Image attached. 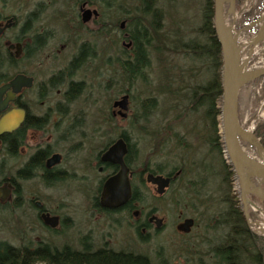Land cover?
<instances>
[{
  "label": "flooded vegetation",
  "instance_id": "obj_1",
  "mask_svg": "<svg viewBox=\"0 0 264 264\" xmlns=\"http://www.w3.org/2000/svg\"><path fill=\"white\" fill-rule=\"evenodd\" d=\"M99 1L101 8L95 6ZM150 9L139 0L130 21L145 20ZM129 10L113 0H0V120L4 121L0 130V187L7 189L0 206L16 207L22 217L30 216L42 229L61 233L65 238L74 231L71 214L77 197L86 201L87 208L97 216L133 215L131 225L139 237L142 232V236H149L151 230L163 225L162 218L152 209L139 214L135 207L144 191L137 193L134 180L146 182L145 175L150 171L147 163L136 170V149L123 131L116 130L117 118L126 117L129 93L123 116L113 102L125 92L112 95L107 113L90 116L89 131L85 130L88 115L81 106L91 96V89L105 91L115 83L114 78L121 71V54L132 56L129 28L124 24ZM107 38L113 46L104 49ZM119 42L124 45L123 50L119 49ZM108 71L111 74L103 81ZM14 75L24 76L17 90L11 86L2 88ZM106 133L111 135L104 137ZM118 138L126 146L122 161L127 168L130 197L115 207H105L100 204L102 185L119 167L101 157ZM89 139L92 141L87 146ZM177 173L175 170L174 174ZM152 174L169 177L160 195L166 190L179 191L183 185L172 172ZM61 187L64 193L56 197L52 190ZM151 187L154 189L155 185ZM133 192L141 196L138 201H131ZM52 199L55 204H51ZM152 215L161 219L158 227ZM181 216L186 218L185 213ZM32 222L23 221V234L35 228ZM104 234L86 228L79 231L75 245L70 238L59 244L37 238L21 241L18 246L33 249L63 244L73 248L107 245L110 240Z\"/></svg>",
  "mask_w": 264,
  "mask_h": 264
},
{
  "label": "rangeland",
  "instance_id": "obj_2",
  "mask_svg": "<svg viewBox=\"0 0 264 264\" xmlns=\"http://www.w3.org/2000/svg\"><path fill=\"white\" fill-rule=\"evenodd\" d=\"M95 1L98 2V0ZM103 1L112 2V0ZM113 1L119 3L120 6L126 10L130 9V14L129 16L126 14L127 21L124 23L126 28L127 23L133 17V8L139 6V0ZM203 4L204 0H155L154 7L156 8H154V10L157 9L155 10V22H159V34L164 35V38H161L162 41L165 42L164 47L169 48V42L177 40V38L185 40L195 35L193 31L200 24L199 21ZM95 6L98 8L102 7L100 1L99 4ZM234 11H236V16L232 25L233 32L239 37H244L247 41L251 42L256 40L254 42L255 46L261 49L263 44L262 41L258 40L260 28L258 22L252 23V21L260 14L264 13V0H235ZM120 12L123 14L121 9ZM135 13H137V11H135ZM144 18L145 22L143 25L150 21V14ZM241 30L245 31L240 33L242 35H238ZM107 36L110 37V34ZM196 37L198 36L196 35ZM126 43L127 40H124V44ZM103 44L104 49H107V45H109V48L110 45H112L108 38L104 39ZM118 46L119 49L121 46L124 47L121 42H119ZM98 48H101L100 42L98 43ZM180 57L181 54L166 49H162L159 53L151 51L149 66L143 71L146 75L144 80L136 76L132 79L133 81L130 84L122 82V71H120L114 78L115 83L112 84L109 89H105V91L91 89V96L88 95L86 97L87 100H84L85 103L83 102L81 105L85 110V114L88 115L85 130L89 131L90 129L88 125L90 124V116H92V114L107 113L112 95H116V93L121 94V91L126 90L130 96V109L128 108L126 110L125 118L119 117L115 123L118 125L116 130L119 132L123 131L128 139V143L131 147L133 146V148L135 147L136 149V170H138L140 164L145 163H147L146 166L149 168H153L155 164H158L168 170L176 164L177 158L179 155H182V150L187 149L185 148L187 146L194 147L193 150L196 152L198 158L204 157L208 161L210 153L217 151V149L210 147L211 145L209 143L213 142L212 139L216 136L220 143L218 155L223 159L225 167L229 171L231 190L234 191L237 199V206L240 208L237 183L234 180V175L230 174L231 168L227 166L223 147L218 137L219 114L214 118V123L212 124L210 118L204 119L202 115L191 114L182 110L181 108L186 102V99L183 97H180V103L176 107H173V100H170L165 91L162 90V87L166 89L167 87H174V85H168L167 79L173 82L175 76L171 75L178 74L177 70H179V67H177L176 64L181 65ZM256 62H258V56L251 54L246 60V66L253 67ZM187 66L184 64L181 66L183 69L181 71V73L183 72L181 78L183 84L186 82H189V84H202L205 80L204 77L201 80H199V78L197 80V77H187ZM110 74L111 72L109 71L105 72L103 81H106L107 76ZM95 96H97L98 99L96 101H91L90 98ZM148 97H152L155 104L153 108H144L148 112L143 116V104L140 105V103ZM263 101L264 75H261L244 84L239 90L237 120L241 128L245 130L250 129L253 133L255 124L257 122H264V119L258 118L259 112L263 107ZM214 102L218 107L220 95L215 98ZM107 135H111V133H106L104 137ZM91 141L92 140L89 139L90 143L88 142L86 145L88 146L91 144ZM215 142H217V140ZM187 143L190 144L187 145ZM162 145L163 147L165 146V148L160 150L162 151L160 152L158 148L162 147ZM166 150L168 151L166 152ZM191 153H193L192 150L186 153L185 157L191 155ZM210 182H215V178ZM134 184L136 185L137 193L139 190L140 194L141 191H144L141 201L135 206L139 214L150 208L154 214L161 217L163 220V225L156 231L151 230L149 236H142L143 232L140 237L137 235L131 225L134 218L133 215L118 213L115 216H97L95 213H91L90 209L87 208L86 201H80L77 197V199L74 200V212L71 214L74 219V225L72 226L74 231L68 234L66 238L61 233L53 234L52 232H47L42 229L35 221L34 223L32 222L30 216L22 217L23 214L20 210H17L16 207L0 206V240H5L16 247L21 241H35L37 238H46L56 244L70 238V242L74 243L77 241V237L80 236V230L83 231L86 228H91L96 234H98V232L105 233V237L110 240L107 245L113 248H123L144 253L153 260L157 257H164L172 264H213V259L206 253L208 248L207 240L210 238L213 240V230L210 228L206 229L200 220H198L200 223L194 226L190 223L186 230L179 228L184 220H191L190 215L192 213L188 205V199L181 192L183 190L175 192H173L174 190H166L163 194L158 195L155 188L152 189L151 184L148 182L140 183L135 179ZM262 185H264V182ZM211 191L215 192L213 187ZM52 193L57 197L58 194L64 193L63 188L52 190ZM250 199L254 201L256 205H259L256 201L257 199L251 196ZM51 204H55L53 199L51 200ZM260 208L263 211L264 205L260 206ZM67 210H69V208H67ZM261 210L255 211V209L251 210L248 208V218L252 223L264 222ZM179 211L181 212L179 213ZM182 212L185 213L186 218L181 216ZM24 220L28 221L29 224L32 222L35 226V228L31 230L25 231V234L22 232ZM247 226L251 228L253 225L248 224ZM76 229H79V231L76 232ZM179 231H181V233ZM183 232H185V234H182ZM106 233H109V235ZM75 244L76 243L73 245Z\"/></svg>",
  "mask_w": 264,
  "mask_h": 264
},
{
  "label": "trees",
  "instance_id": "obj_3",
  "mask_svg": "<svg viewBox=\"0 0 264 264\" xmlns=\"http://www.w3.org/2000/svg\"><path fill=\"white\" fill-rule=\"evenodd\" d=\"M142 5L151 6L148 12L150 21L133 19L127 23L128 38L130 39V50L132 56L122 55L119 57V67L122 71V82L131 83L133 78H145L143 72L149 66L150 52L156 53L166 49L168 51L181 54V65L173 82L167 79L168 85L173 88L162 87L168 98L173 100L172 106L176 107L180 102L179 98L186 99L182 110L191 114L202 115L210 118L214 123V118L219 114V109L215 105V98L219 97L220 87V50L218 42L212 30V0H204L201 9L200 24L195 28L193 34L185 40L177 38L169 42V48L164 47L163 34H159V22H155V0H140ZM157 1V0H156ZM145 10V9H144ZM196 35L198 37H196ZM169 41V39H168ZM161 42V43H160ZM123 46L120 47L123 50ZM186 68L187 77L201 80L202 84H183L181 81L182 65ZM204 73V74H203ZM170 77V76H169ZM127 93L126 90L120 93ZM130 98V96H129ZM143 104V105H142ZM154 99L148 97L140 103L143 113L148 112L144 108H153ZM201 113V114H200ZM253 133L259 138L261 146L264 148V122H257ZM216 138V139H214ZM210 147L217 149L210 153L209 160L198 158L194 147L187 146L182 150L177 162L170 169L166 170L162 165L155 164L148 171L152 173L172 172L174 178L183 181L180 186L182 194L188 199L191 208V225L200 223L207 229L214 232L213 240L208 239L207 252L213 259V264H263L264 263V236L253 233L243 217L241 209L237 206L236 195L231 190V180L229 171L226 169L223 159L219 157V142L214 136ZM217 140V142H215ZM190 143H187V145ZM217 146V148H216ZM163 147V145H162ZM159 147L158 151L163 150ZM212 149V148H211ZM192 150L193 153L185 157V154ZM168 150H166L167 152ZM162 152V151H160ZM170 152V150H169ZM195 153V154H194ZM164 154V153H163ZM229 167V165H227ZM175 170L178 173L175 175ZM190 172V174H189ZM230 174L233 171L230 170ZM201 177L207 180L200 179ZM215 178V182H210ZM175 179V181L177 180ZM173 181V185L174 182ZM179 187V188H180ZM213 187V191H211ZM179 190V191H180ZM139 196L133 192L131 201H138ZM183 213V212H182ZM212 240V243H211ZM62 246V247H60ZM0 264H172L164 257L151 259L144 253L134 252L123 248H113L107 245L88 246L73 248L69 245L59 246H39L28 249L26 246H11L0 240Z\"/></svg>",
  "mask_w": 264,
  "mask_h": 264
},
{
  "label": "water",
  "instance_id": "obj_4",
  "mask_svg": "<svg viewBox=\"0 0 264 264\" xmlns=\"http://www.w3.org/2000/svg\"><path fill=\"white\" fill-rule=\"evenodd\" d=\"M225 3L228 4L229 11H234L235 0H212L211 26L219 45L221 59L218 137L223 147L227 165L233 171L234 180L237 183L243 217L247 225H253L254 223L248 218L247 203L256 206L255 210H261L260 206L264 205V185H262L264 182V161L248 154L242 147L241 140L243 138H250L256 141L263 150L264 148L259 143L258 137L252 133V130L247 131L240 127L237 120V102L240 88L253 79L264 75V66L245 70L240 68L235 41L223 21V4ZM262 14L254 19L252 23L259 22L263 17ZM23 77L21 75H14L2 88L11 86L13 90H17V84ZM127 101L128 96L124 93L113 102V106L119 108L118 112L122 116L125 114ZM262 105L264 106V101ZM3 123L4 121L0 120V130L3 128ZM125 150V142L122 138H118L102 154V160L116 163L119 167L117 172L109 176L102 185L100 192V204L102 206L115 207L124 203L130 197V187L126 176L127 168L122 161V155ZM145 180L155 185V191L159 194L168 184L169 177L148 172L145 175ZM6 193L7 189L4 190L3 187H0L1 200L5 197ZM250 196L257 199L256 201L259 205H256L250 199ZM151 219H154L156 227L160 225V218L152 215ZM190 223L191 220L186 219L179 228L186 230ZM249 229L255 234L264 236L255 232L252 227Z\"/></svg>",
  "mask_w": 264,
  "mask_h": 264
},
{
  "label": "bare ground",
  "instance_id": "obj_5",
  "mask_svg": "<svg viewBox=\"0 0 264 264\" xmlns=\"http://www.w3.org/2000/svg\"><path fill=\"white\" fill-rule=\"evenodd\" d=\"M262 15H263L262 19L258 22V26L260 28V35L258 36L259 37L258 40L262 41V44H263V47L260 49L256 47L254 44L256 40L255 41L253 40L251 42L247 41L244 37L242 36L239 37L233 32L232 25L234 23L236 11H233V10L229 11L228 4L226 3L223 4V21L227 29L231 32V35L233 36V39L235 41V46H236L237 54L239 58V66L242 70L264 66V13ZM243 31L245 30L239 31L238 35L242 33ZM251 54L258 56V62H256L253 67H248L246 66L247 64L246 60ZM258 118L264 119V106L260 110ZM249 130L250 129H248L247 131ZM241 145L248 154L252 155L253 157L257 159L264 161V150L258 145L256 141L250 138H243L241 140ZM247 204H248V208L251 210L256 208V206L251 205L250 203H247ZM261 212L264 218V211H261ZM252 229L257 233L264 235V222H257L256 224H253Z\"/></svg>",
  "mask_w": 264,
  "mask_h": 264
}]
</instances>
